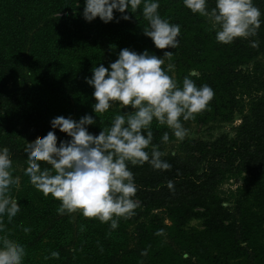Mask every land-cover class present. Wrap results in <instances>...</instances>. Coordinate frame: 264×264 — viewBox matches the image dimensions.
<instances>
[{"label":"trees","instance_id":"1","mask_svg":"<svg viewBox=\"0 0 264 264\" xmlns=\"http://www.w3.org/2000/svg\"><path fill=\"white\" fill-rule=\"evenodd\" d=\"M253 2L262 13L256 34L222 43L208 18L183 0H159V14L181 26L178 47L159 49L144 34L148 21L140 9L125 10L130 20L114 10V19L104 23L83 17L84 0H0V147L9 148L13 175L20 178L11 191L20 212L11 222L5 218V231L24 245L23 264H264V0ZM214 6L208 0L209 9ZM125 47L157 56L172 51L178 82L195 68L197 86L212 88L205 109L182 123L230 122L236 115L240 122L232 137L222 132L211 140H178L153 120L152 143L171 167L128 165L138 206L112 229L79 210L59 214L60 201L24 175V148L53 130L50 121L58 115L79 120L90 114L96 123L88 130L98 134L117 112L131 110L117 102L101 114L102 125L92 107L94 87L85 80L94 65L108 67ZM54 131L58 146L71 139ZM172 140L178 150L166 152ZM232 178L242 183L231 201L219 188ZM192 219L201 227L190 226Z\"/></svg>","mask_w":264,"mask_h":264},{"label":"clouds","instance_id":"2","mask_svg":"<svg viewBox=\"0 0 264 264\" xmlns=\"http://www.w3.org/2000/svg\"><path fill=\"white\" fill-rule=\"evenodd\" d=\"M183 4L193 13L207 17L216 30V40L222 43L255 35L262 22V13L253 0H215V6L210 9L208 0H183ZM158 8L159 0H84L83 17L89 22L99 17L108 23L114 19L115 10L122 14V19L130 20L125 10L136 13L140 9L148 21L144 34L159 49H175L179 45L181 26L163 18ZM251 43L257 46L256 41ZM172 57V51L157 56L147 49L137 52L122 48L108 67L103 63L94 65L92 75L85 80L94 87L92 96L96 102L92 107L102 125L101 114L117 102L130 106L131 110L117 112L98 134L88 130V125L96 123L90 114L79 120L71 115H58L50 121L53 130L35 142L26 143L24 175L44 196L51 194L60 201L59 214L79 210L85 217L110 222V227L115 229L118 218L134 214L138 206L132 198L137 188L128 165L148 162L154 169L171 167L162 159L166 153L152 143L153 120L158 125H166L175 138L183 140L188 129L182 121L194 118L214 95L208 84L197 86L191 78L199 75L195 68L178 82ZM55 129L71 139L61 140L58 146ZM161 140L169 141L167 131ZM40 162L49 166L42 167ZM13 171L9 148L0 147V264H23L26 255L24 245L10 239L5 231V218L11 222L20 212L18 200L11 194L12 187L19 186L20 182ZM168 186L172 187L171 181ZM23 231L27 233L30 229L25 227ZM162 233L163 229H158L156 234ZM50 255L58 258L59 252L52 251Z\"/></svg>","mask_w":264,"mask_h":264},{"label":"rangeland","instance_id":"3","mask_svg":"<svg viewBox=\"0 0 264 264\" xmlns=\"http://www.w3.org/2000/svg\"><path fill=\"white\" fill-rule=\"evenodd\" d=\"M264 62V58H260ZM240 122V116L236 115L235 118L230 122H210L208 124L200 123H183L184 127L188 129L185 138H200L211 140L218 136L220 133H228L229 136H234L235 126ZM178 150V140H172L168 143L166 147V152L177 151ZM242 183L239 178H232L225 181L219 188V193L225 197H228L231 201L236 196V189ZM190 226L201 227V220L192 219L190 221Z\"/></svg>","mask_w":264,"mask_h":264}]
</instances>
